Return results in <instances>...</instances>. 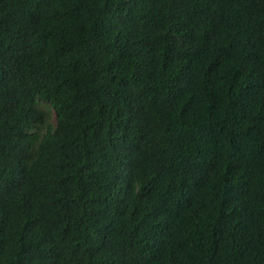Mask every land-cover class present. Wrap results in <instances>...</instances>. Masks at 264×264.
<instances>
[{
    "label": "trees",
    "instance_id": "trees-1",
    "mask_svg": "<svg viewBox=\"0 0 264 264\" xmlns=\"http://www.w3.org/2000/svg\"><path fill=\"white\" fill-rule=\"evenodd\" d=\"M0 264H264V0H0Z\"/></svg>",
    "mask_w": 264,
    "mask_h": 264
},
{
    "label": "rangeland",
    "instance_id": "rangeland-1",
    "mask_svg": "<svg viewBox=\"0 0 264 264\" xmlns=\"http://www.w3.org/2000/svg\"><path fill=\"white\" fill-rule=\"evenodd\" d=\"M55 119V115H52V120H54Z\"/></svg>",
    "mask_w": 264,
    "mask_h": 264
}]
</instances>
